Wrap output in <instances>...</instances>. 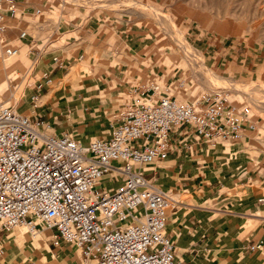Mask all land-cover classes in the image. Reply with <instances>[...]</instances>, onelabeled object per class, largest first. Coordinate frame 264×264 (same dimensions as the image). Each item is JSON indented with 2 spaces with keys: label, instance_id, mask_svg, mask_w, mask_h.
I'll use <instances>...</instances> for the list:
<instances>
[{
  "label": "crops",
  "instance_id": "crops-1",
  "mask_svg": "<svg viewBox=\"0 0 264 264\" xmlns=\"http://www.w3.org/2000/svg\"><path fill=\"white\" fill-rule=\"evenodd\" d=\"M14 1L17 15L5 18L0 56L16 50L33 63L34 79L17 112L44 122L48 134L82 145L108 139L124 108L157 101L170 86L156 73L164 69L158 53L137 38L138 28L125 10L112 8L113 0ZM255 129L239 141L216 143L197 138L190 126L173 129L167 158L143 167L177 202L165 225L175 264H264L263 253L249 250L264 241V162L252 154L248 136ZM16 238L7 242L17 246Z\"/></svg>",
  "mask_w": 264,
  "mask_h": 264
},
{
  "label": "built area",
  "instance_id": "built-area-1",
  "mask_svg": "<svg viewBox=\"0 0 264 264\" xmlns=\"http://www.w3.org/2000/svg\"><path fill=\"white\" fill-rule=\"evenodd\" d=\"M7 15H17L14 0H0V34ZM248 117L224 89L187 103L163 96L127 106L108 139L82 145L48 134L44 122L0 99V235L18 227L31 239L47 234L53 248L74 246L86 264H175L165 225L177 202L143 167L167 158L173 129L190 126L197 138L236 142L255 129ZM109 182L118 185L109 189ZM249 250L264 254V241Z\"/></svg>",
  "mask_w": 264,
  "mask_h": 264
},
{
  "label": "rangeland",
  "instance_id": "rangeland-1",
  "mask_svg": "<svg viewBox=\"0 0 264 264\" xmlns=\"http://www.w3.org/2000/svg\"><path fill=\"white\" fill-rule=\"evenodd\" d=\"M113 1L112 8L128 13L127 20L138 28L137 38L164 64L163 70L156 69L169 78V87L161 85L164 96L195 102L224 89L231 104L241 112L249 110L256 127L248 134L252 154L264 162V0ZM18 57L11 59L16 70L6 72L9 82L0 86V99L15 111L23 106L24 89L35 74L33 63ZM180 80L186 84L179 88ZM148 100H139V105ZM1 236L0 264H86L74 246L53 248L47 235L31 239L18 227ZM11 237H17V246L7 242Z\"/></svg>",
  "mask_w": 264,
  "mask_h": 264
},
{
  "label": "bare ground",
  "instance_id": "bare-ground-1",
  "mask_svg": "<svg viewBox=\"0 0 264 264\" xmlns=\"http://www.w3.org/2000/svg\"><path fill=\"white\" fill-rule=\"evenodd\" d=\"M19 54H16L14 56V60H16L18 57ZM13 57H10V58H7V59H3V64L1 63L0 67H1V71H0V86H2L3 84H6V79H7V76H6V72L9 73L10 71H12L13 68H15L16 66L14 65V63H12L11 59ZM0 59L2 60L1 56H0ZM16 109V108H15ZM16 111H18L16 109Z\"/></svg>",
  "mask_w": 264,
  "mask_h": 264
}]
</instances>
